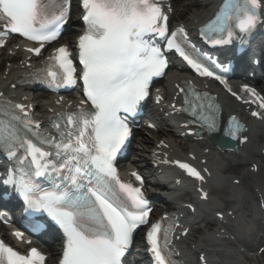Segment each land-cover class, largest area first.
<instances>
[{
    "label": "snow or ice",
    "instance_id": "1",
    "mask_svg": "<svg viewBox=\"0 0 264 264\" xmlns=\"http://www.w3.org/2000/svg\"><path fill=\"white\" fill-rule=\"evenodd\" d=\"M65 3L0 0V28L42 47L57 39L61 26L67 23ZM82 8L85 30L78 42L82 65L79 79L92 110L67 113L64 129L54 123L57 139L42 135L40 125L28 118L22 105L0 102V149L20 165L30 158L20 177L10 172L5 184L15 185L25 211L46 212L61 227L65 240L60 264H123L133 233L149 223L151 209L140 187L119 179L114 160L131 134L128 116L135 115L148 96L152 78L164 75L168 67L155 38L167 39L168 49H175L201 76L213 73L186 54L181 46L186 38L178 37L177 32L168 37L163 23L168 17L160 0H82ZM262 12L264 0H226L206 33L213 44L227 45L262 22ZM178 31L182 33L183 29ZM2 36L0 33V44ZM27 51L39 55L40 48ZM70 55L66 47L58 48L51 58L55 65L45 69L50 84L57 88L76 83ZM192 96L194 99L185 98L184 103L190 107L184 111H190L210 134L218 132L219 109L212 98L195 92ZM259 107L264 109V100H260ZM242 130L233 118L223 135L235 140ZM176 163L189 176L203 179L188 164ZM132 175L142 186V178L134 172ZM42 176L48 178L50 187L34 182L33 177ZM172 227L174 224L162 229L156 223L147 233L155 264H174L167 251ZM44 259L35 248L30 255L22 256L0 243V264H44Z\"/></svg>",
    "mask_w": 264,
    "mask_h": 264
},
{
    "label": "bare ground",
    "instance_id": "2",
    "mask_svg": "<svg viewBox=\"0 0 264 264\" xmlns=\"http://www.w3.org/2000/svg\"><path fill=\"white\" fill-rule=\"evenodd\" d=\"M215 2V0L192 1L191 5L195 6L197 10L193 18L187 21V24L193 26L194 22L200 16L206 14L210 8H213ZM13 48H11V50L14 51ZM260 50L263 53L264 61V46H262ZM14 54L19 56L21 52H14ZM25 57L26 55H22L23 59H25ZM31 61L35 64L38 63L37 59H32ZM20 68L24 69L22 65L11 66L7 69V74H0V88L10 91L14 98L27 97V95L21 94V90L17 91L11 88L14 81L20 77L18 76L19 74H16V70L22 73ZM259 79L260 77L256 81ZM180 81L181 75L171 71L167 75L165 84L160 88L161 93L172 101L174 97V86L178 85ZM222 102L226 111L232 112L233 114L241 112V110L233 105L228 98L222 96ZM70 104L75 105L77 102L68 100L64 105ZM46 105L49 108L53 107L55 110H60L64 107V105L55 106L52 102H48ZM46 105L40 103L37 106L38 109H44ZM161 109L162 108L159 109V113L156 115L157 119L154 121L159 125H161L160 120H163L162 118L165 117V114H169L172 111L170 106L163 110L162 113H160ZM169 116L177 120L176 115ZM248 120L250 124L246 136L249 137V140L245 144L240 145L238 154L218 153L216 148L209 141H201L195 144L196 142L192 139L181 137L185 133V129L181 128V125L184 123L183 120H179L176 123L172 121L174 125L170 127L169 133L166 134L168 144L171 146V151L165 148L163 149L166 150L168 154L173 153L170 159L188 156V154L194 153L193 150H195V155L201 157V160L208 159L211 175L207 187H209V194L212 197L209 202H202L199 204L203 215L189 219L188 222L185 223V229L188 227L191 233H199L201 232L202 224L213 229L210 234L205 235L203 239L192 244V246L200 248V253H207L208 255L213 254L211 255L213 264H247L243 257L248 253L254 252L257 244H260L261 241L264 240L260 238V233L264 232V212L259 214L255 209V205L260 207L262 203H264V117L259 121L249 118ZM138 139L143 142L141 144H150V140L146 139L144 136H140ZM156 139L159 138L156 137ZM156 143H158V140H156ZM154 155H157V153H154ZM158 159L161 163L158 167L153 169L152 176L155 179V184L164 187L163 191L167 193L164 199L171 202L177 199V197H179V199L189 197L192 202H197L198 198L191 184H189L187 180L177 185L175 181L171 182L170 180H173V172L169 167L167 159H165L164 156ZM165 161H167V163H165ZM254 164L259 166L257 174L249 171L250 167H254ZM131 166H136V164L132 163ZM158 168L160 170H156ZM179 177L180 176H177L174 179ZM236 180H240V182L235 186L233 184ZM180 192L184 193V195L180 196ZM179 203L178 200V204ZM155 205L156 204H154V206ZM230 205H232V214H229L230 211L228 210V206ZM250 205H252V207ZM218 213L227 214L228 217L220 221L215 217ZM220 224L231 225L218 227ZM192 236L193 235H190V237L186 238V245L192 241ZM186 259L189 263L191 262L190 253L186 252ZM190 264H192V262Z\"/></svg>",
    "mask_w": 264,
    "mask_h": 264
},
{
    "label": "rangeland",
    "instance_id": "3",
    "mask_svg": "<svg viewBox=\"0 0 264 264\" xmlns=\"http://www.w3.org/2000/svg\"><path fill=\"white\" fill-rule=\"evenodd\" d=\"M193 10H194V9H193V8H191V9H190V10H188L187 12H188V13H191Z\"/></svg>",
    "mask_w": 264,
    "mask_h": 264
}]
</instances>
